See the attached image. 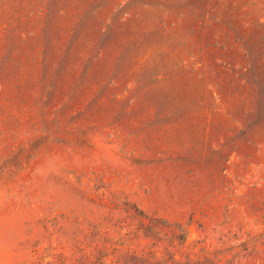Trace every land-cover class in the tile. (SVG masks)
I'll return each instance as SVG.
<instances>
[{
	"label": "rangeland",
	"instance_id": "rangeland-1",
	"mask_svg": "<svg viewBox=\"0 0 264 264\" xmlns=\"http://www.w3.org/2000/svg\"><path fill=\"white\" fill-rule=\"evenodd\" d=\"M0 264H264V0H0Z\"/></svg>",
	"mask_w": 264,
	"mask_h": 264
}]
</instances>
